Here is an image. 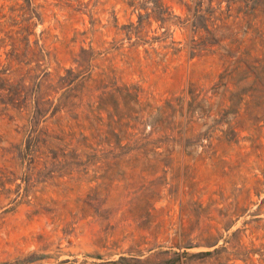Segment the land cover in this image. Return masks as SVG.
I'll use <instances>...</instances> for the list:
<instances>
[{
	"label": "rangeland",
	"instance_id": "1",
	"mask_svg": "<svg viewBox=\"0 0 264 264\" xmlns=\"http://www.w3.org/2000/svg\"><path fill=\"white\" fill-rule=\"evenodd\" d=\"M158 1L0 0V264H264V0Z\"/></svg>",
	"mask_w": 264,
	"mask_h": 264
},
{
	"label": "trees",
	"instance_id": "2",
	"mask_svg": "<svg viewBox=\"0 0 264 264\" xmlns=\"http://www.w3.org/2000/svg\"><path fill=\"white\" fill-rule=\"evenodd\" d=\"M133 1L134 0H130V5L133 6L134 8L136 7V5L133 4ZM150 2V12L149 13H144L143 15H140V14H137V19H136V28H140L143 24H148V20L151 18L152 20L156 21V22H159V26H167L169 25L171 22H170V19L168 17V14L166 13V10L163 8L162 4L158 1V0H148ZM145 2V1H144ZM139 9L141 10H145L146 8L142 5V4H138L137 5ZM186 9L189 11L190 10V7L186 6ZM195 12L193 13V16H195ZM187 22V19H184L182 22H175V24H177L178 26H182V27H185L186 26V23ZM190 27L192 28L191 29V37H190V42H189V47H188V50H189V55H193L194 53V50H197V48L199 46H202L204 45L205 43L209 42V44L211 43L210 41H208L209 39H204V40H200L199 43L195 42L194 39H193V36H194V33H195V26L193 24V22L190 23ZM205 30V29H204ZM206 33H208V31L205 30ZM153 40H157V41H160V39L158 38H154ZM179 49H172V52L173 53H176L178 52ZM65 73L67 74L68 71H65ZM2 72H0V92L1 91H6V95L10 93L11 91V88L12 86L10 85H7L5 82V79L4 77H2ZM59 81H62V83H64V79L63 78H59L58 79ZM187 245H184V248H186ZM185 255V253H184ZM159 264H175L172 260L168 259V260H164L162 261L161 263Z\"/></svg>",
	"mask_w": 264,
	"mask_h": 264
}]
</instances>
